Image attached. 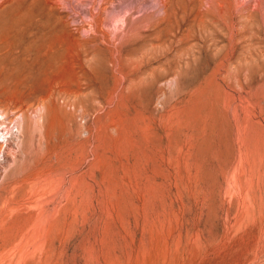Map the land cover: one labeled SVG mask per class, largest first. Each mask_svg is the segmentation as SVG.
Wrapping results in <instances>:
<instances>
[{"label": "rangeland", "instance_id": "rangeland-1", "mask_svg": "<svg viewBox=\"0 0 264 264\" xmlns=\"http://www.w3.org/2000/svg\"><path fill=\"white\" fill-rule=\"evenodd\" d=\"M0 264H264V0H0Z\"/></svg>", "mask_w": 264, "mask_h": 264}]
</instances>
